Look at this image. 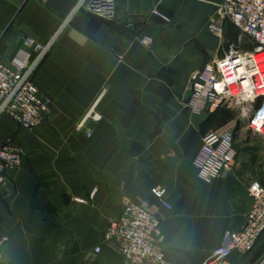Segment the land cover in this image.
<instances>
[{"label":"crops","instance_id":"obj_1","mask_svg":"<svg viewBox=\"0 0 264 264\" xmlns=\"http://www.w3.org/2000/svg\"><path fill=\"white\" fill-rule=\"evenodd\" d=\"M80 1L0 0V60L49 44L35 82L53 102L32 131L0 114V141L27 152L0 189V264H126L106 233L124 198L159 217L170 262L202 264L246 224L253 181L237 158L212 183L199 178L202 138L226 122L222 109L190 107V76L255 44L231 21L210 28L222 0H118L114 18ZM263 257L264 233L228 262Z\"/></svg>","mask_w":264,"mask_h":264},{"label":"built area","instance_id":"obj_2","mask_svg":"<svg viewBox=\"0 0 264 264\" xmlns=\"http://www.w3.org/2000/svg\"><path fill=\"white\" fill-rule=\"evenodd\" d=\"M220 6L223 19L239 27L255 45L248 51L234 50L215 63L194 71L190 76L188 104L196 113H203L234 100L239 103L248 101L257 105L249 119V127L264 135V132L253 127L259 113L264 111V95L260 94L259 87L262 73L257 72L264 61L258 63L256 60V57L264 56V0H223ZM80 7L113 18L117 13V0H81ZM156 14L169 20L160 11H156ZM221 23L210 25V28L221 32ZM144 43H148V39ZM29 44L33 46L35 55L23 49L8 61L0 60V114H7L23 129L32 131L50 118L53 102L42 94L35 82V71L50 46L33 41H29ZM224 61L233 65L232 74L238 79L228 82L220 68ZM241 67L245 69V75H239ZM245 81H249L252 88L251 96L243 87ZM217 84L224 85L222 91L217 89ZM233 87L239 88V94L233 93ZM261 127L264 128V125ZM234 132V122H228L203 136L202 154L195 159V167L204 183H212L230 171L236 157ZM92 133L89 130L88 136ZM26 154V149L18 142L12 139L0 141V189L6 184L8 171L19 166ZM152 192L165 207L172 209V204L159 189L155 188ZM249 193L253 205L246 224L241 229L228 232L225 242L214 248L202 264H229L234 251L248 253L255 247L264 233V185L254 181ZM106 233L108 238L120 245L126 264H173L164 250L161 221L147 206L124 198L120 215L110 222ZM258 264H264V257Z\"/></svg>","mask_w":264,"mask_h":264},{"label":"rangeland","instance_id":"obj_3","mask_svg":"<svg viewBox=\"0 0 264 264\" xmlns=\"http://www.w3.org/2000/svg\"><path fill=\"white\" fill-rule=\"evenodd\" d=\"M221 4L222 2H220L216 6L217 9L216 13L218 14L219 20L217 22L211 23L210 25L219 24L220 22L226 20L230 21L228 19H223V17L221 16L220 14ZM117 9H118V0H117ZM144 40L145 39L142 40L143 43ZM256 106L257 105H253L248 101H243L239 103L234 100L232 102H229L228 104L222 105L221 107L215 110L222 109V112L220 113H223L224 116L223 118L226 123L234 122V126H235L234 146L236 150L235 158H237V160H240V162L246 165L247 171L251 175L253 182L259 181L261 184L264 185V135L255 132L249 127V119ZM52 115L46 122L50 121Z\"/></svg>","mask_w":264,"mask_h":264},{"label":"clouds","instance_id":"obj_4","mask_svg":"<svg viewBox=\"0 0 264 264\" xmlns=\"http://www.w3.org/2000/svg\"><path fill=\"white\" fill-rule=\"evenodd\" d=\"M256 60L258 63H260L261 61H264V56L256 57ZM237 63H240V61H237ZM225 65H227V67ZM220 68L223 70L224 75L228 79V82H231V81L238 79L237 76L232 74L233 65L228 64L227 61H224V63H221ZM238 71H239V75H245V69L243 67H241ZM257 72L262 73L260 76L259 87L261 90L260 94L264 95V64H262L261 67L257 69ZM216 87H217V89L222 91L224 85L223 84H217ZM243 87L248 92L249 96H251L252 95V88L249 85V81H245ZM232 91L234 94H239V88H237V87H233ZM262 125H264V111H261L259 113L257 119L253 122V127L264 132V128L261 127Z\"/></svg>","mask_w":264,"mask_h":264}]
</instances>
